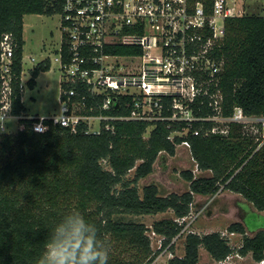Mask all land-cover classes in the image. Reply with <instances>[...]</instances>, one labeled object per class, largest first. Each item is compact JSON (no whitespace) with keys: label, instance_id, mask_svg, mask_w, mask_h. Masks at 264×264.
Returning <instances> with one entry per match:
<instances>
[{"label":"trees","instance_id":"16d2710c","mask_svg":"<svg viewBox=\"0 0 264 264\" xmlns=\"http://www.w3.org/2000/svg\"><path fill=\"white\" fill-rule=\"evenodd\" d=\"M190 1H201L207 8L212 4V0ZM62 8L63 0H0V39L6 31L16 36L17 73L22 69L25 14L51 15ZM113 49L119 53L132 50L125 45ZM63 51L64 61L69 60L65 41ZM213 54L223 62L217 84L210 88L222 94L221 114L229 116L241 106L247 114L264 115V8L263 13L226 16L225 34L217 40ZM50 67V59L38 62L31 69L28 86L34 88L40 72ZM63 86L69 87L65 82ZM81 89L88 93L89 108L95 99L87 87ZM17 95L15 111L25 110L19 87ZM103 98L101 94L97 99ZM120 102L109 112L128 113L127 98L121 96ZM192 107L200 116L217 113L208 94L200 95ZM49 122L44 132L29 126L0 134V264H35L48 232L71 211H79L107 238L109 264H152L155 255L150 229L163 235L162 247L174 249L172 241L185 224L176 217L191 213L196 194H215L225 188L241 193L258 211H264V141L256 142L255 136L243 129V123L228 122L225 132L221 128L212 131L215 120H194L180 134L187 126L184 120H115V131L102 129L98 133L86 132L83 124L73 132ZM196 129L199 133L194 132ZM172 132H176L173 139L169 137ZM185 139L191 144L198 168L212 174L195 176L193 170L185 169L182 174L190 181L188 190L162 195L156 183H149L141 192L138 181L154 170L159 154H175ZM133 168L135 173L130 178L127 175ZM168 209L176 216L158 219L152 226L125 216ZM252 213L264 219V214ZM227 230L244 235L238 247L220 231H190L184 255H173L168 264H221L218 260L235 251L251 253L256 261L264 258V224L250 226L247 221H234ZM248 230L255 233L249 235ZM201 247L216 261L200 262Z\"/></svg>","mask_w":264,"mask_h":264},{"label":"built area","instance_id":"2783aa9c","mask_svg":"<svg viewBox=\"0 0 264 264\" xmlns=\"http://www.w3.org/2000/svg\"><path fill=\"white\" fill-rule=\"evenodd\" d=\"M59 14L62 43L55 58L64 75L60 109L51 114L15 111L17 88L23 102L31 74L25 79L24 46L22 69L20 73L15 70L18 41L13 32L6 31L0 39V134L16 133L29 126L44 132L49 121L73 132L83 124L86 132L98 133L102 129L115 131V120H184L187 126L180 134L194 120H215L218 116L227 123H264V115L247 114L241 106L229 116L222 115V94L210 90L222 69L223 62L216 60L213 51L225 34V17L238 14L230 0H212L210 8L190 0H63ZM118 45L132 50L116 52L113 48ZM44 59L51 62L49 56ZM62 82L69 87H62ZM82 87H87L95 99L89 108L88 93ZM101 94L104 98L98 100ZM202 94L210 96L217 113L200 116L194 112L192 103ZM121 96L127 98L130 111L109 112L120 106ZM166 109L172 112L166 113ZM93 110L99 112H89ZM217 129L215 125L212 131ZM227 129L221 128L225 132ZM194 132L199 133V129ZM175 133L169 137L173 139ZM181 144L191 147L187 139ZM188 217H176L185 223L178 235L185 230ZM242 256L235 251L218 262L239 264L235 258ZM258 262L264 264V258Z\"/></svg>","mask_w":264,"mask_h":264},{"label":"rangeland","instance_id":"374dc122","mask_svg":"<svg viewBox=\"0 0 264 264\" xmlns=\"http://www.w3.org/2000/svg\"><path fill=\"white\" fill-rule=\"evenodd\" d=\"M247 1L251 3L245 5L241 3ZM264 0H230L236 3L238 13H263L262 2ZM60 14L27 13L24 16V58H25V79L30 77V70L44 57L49 56L52 65L49 70L41 71L37 77V84L34 88L25 85L23 93V104L27 112L33 114H51L60 109L61 81L64 79L60 62L55 60L59 47L62 43V27L60 24ZM34 56L35 59H31ZM216 128H227V121L219 116L215 119ZM153 124L147 128L145 135L148 136ZM243 129L255 136V141L262 144L264 140V123L250 122L243 126ZM141 160H138L139 163ZM193 170L195 176L211 175L212 171L198 168L191 148L184 144H178L175 154L162 151L154 163V170L142 177L138 181L140 191L149 183H156L160 194L166 195L170 192H184L190 188V181L186 179L182 171ZM135 168L128 173V177H133ZM258 212L252 202L247 200L241 193L221 188L215 194H196L192 211L186 221V227L182 234L174 240V249L169 246L162 247L163 235L156 233L153 229L148 231L151 241L154 264H168V260L173 255H184L186 235L190 231L201 234L210 231H220L229 238V242L238 247L244 235L240 232H229L227 227L234 221H247L250 226L264 224V219L252 212ZM263 212V213H261ZM258 214H264L261 211ZM126 218L145 222L152 226L153 222L168 217H175L172 209L158 213L127 214ZM249 235L254 231L248 230ZM173 251V252H172ZM239 264H259L251 253L235 258ZM214 259L205 247L200 250V262H214ZM152 263V264H153Z\"/></svg>","mask_w":264,"mask_h":264},{"label":"clouds","instance_id":"9594fccd","mask_svg":"<svg viewBox=\"0 0 264 264\" xmlns=\"http://www.w3.org/2000/svg\"><path fill=\"white\" fill-rule=\"evenodd\" d=\"M109 257V241L98 227L71 211L48 232L35 264H109Z\"/></svg>","mask_w":264,"mask_h":264},{"label":"crops","instance_id":"0c3cea01","mask_svg":"<svg viewBox=\"0 0 264 264\" xmlns=\"http://www.w3.org/2000/svg\"><path fill=\"white\" fill-rule=\"evenodd\" d=\"M244 3H246L245 5H248V4L251 5V3H247V1H244L243 3L240 4V6H242ZM230 4H231L232 6L235 7V10H236V11H238L236 3H231V2H230ZM263 7H264V1L262 2V9H263ZM36 14H40V13H36ZM238 14H241V13H238ZM23 33H24V27H23ZM61 35H62V34H61ZM23 37H24V36H23ZM24 40H25V39H24ZM55 60H57V59L55 58ZM51 65H52V60H51ZM23 93H24V91H23ZM258 212L260 213L261 211H258ZM261 213H263V212H261Z\"/></svg>","mask_w":264,"mask_h":264},{"label":"water","instance_id":"95a60500","mask_svg":"<svg viewBox=\"0 0 264 264\" xmlns=\"http://www.w3.org/2000/svg\"><path fill=\"white\" fill-rule=\"evenodd\" d=\"M117 106H118V104H117Z\"/></svg>","mask_w":264,"mask_h":264}]
</instances>
